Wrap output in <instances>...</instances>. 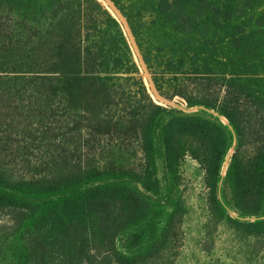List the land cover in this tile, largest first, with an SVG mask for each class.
Segmentation results:
<instances>
[{
    "label": "trees",
    "instance_id": "1",
    "mask_svg": "<svg viewBox=\"0 0 264 264\" xmlns=\"http://www.w3.org/2000/svg\"><path fill=\"white\" fill-rule=\"evenodd\" d=\"M110 1L177 106L97 0H0V264H174L188 158L264 253V0Z\"/></svg>",
    "mask_w": 264,
    "mask_h": 264
},
{
    "label": "rangeland",
    "instance_id": "2",
    "mask_svg": "<svg viewBox=\"0 0 264 264\" xmlns=\"http://www.w3.org/2000/svg\"><path fill=\"white\" fill-rule=\"evenodd\" d=\"M97 1L121 23L133 51H136L135 41L129 36L130 29L118 9L110 0ZM134 54L141 70L140 76L148 82L154 101L166 107L177 106L176 102L165 100L158 91L157 94L153 92L147 68L142 65L138 53ZM198 110L201 108H196ZM182 176L181 191L189 212L183 219L171 261L174 264H264V253L257 252L260 245L256 249L253 239L245 243L239 242L225 226L216 227L209 223L207 191L197 163L188 158L184 163Z\"/></svg>",
    "mask_w": 264,
    "mask_h": 264
},
{
    "label": "water",
    "instance_id": "3",
    "mask_svg": "<svg viewBox=\"0 0 264 264\" xmlns=\"http://www.w3.org/2000/svg\"><path fill=\"white\" fill-rule=\"evenodd\" d=\"M129 36L135 41L134 36L132 35L131 32H130V35H129ZM127 38H128V36H127ZM135 44H136V42H135ZM133 52H134V53H138L142 65L146 68V66H145V64H144V62H143V59H142V57H141L140 51H139V49H138V47H137V45H136V51H133ZM147 73H148V72H147ZM148 75H149V73H148ZM141 77H142V76H141ZM142 78H143V77H142ZM149 78H150V80L152 81L150 75H149ZM152 83H153V81H152ZM152 86H153V89H152L153 92H155V93L157 94V89L155 88L154 84H153ZM149 87H150V86H149ZM150 94H151V92H150ZM224 123H227L226 120L224 121Z\"/></svg>",
    "mask_w": 264,
    "mask_h": 264
},
{
    "label": "built area",
    "instance_id": "4",
    "mask_svg": "<svg viewBox=\"0 0 264 264\" xmlns=\"http://www.w3.org/2000/svg\"><path fill=\"white\" fill-rule=\"evenodd\" d=\"M182 110H183L184 112H186V113H188V112L191 111V110H189V109L186 108V105H183V106H182ZM195 110H196V109H195Z\"/></svg>",
    "mask_w": 264,
    "mask_h": 264
}]
</instances>
